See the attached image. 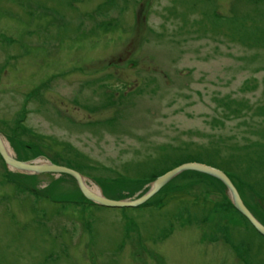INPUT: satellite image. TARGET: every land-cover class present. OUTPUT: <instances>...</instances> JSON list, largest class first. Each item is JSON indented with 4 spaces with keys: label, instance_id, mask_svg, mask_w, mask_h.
<instances>
[{
    "label": "rangeland",
    "instance_id": "1",
    "mask_svg": "<svg viewBox=\"0 0 264 264\" xmlns=\"http://www.w3.org/2000/svg\"><path fill=\"white\" fill-rule=\"evenodd\" d=\"M0 132L114 199L207 163L264 224V0H0ZM0 264H264V236L206 173L111 208L0 155Z\"/></svg>",
    "mask_w": 264,
    "mask_h": 264
},
{
    "label": "water",
    "instance_id": "2",
    "mask_svg": "<svg viewBox=\"0 0 264 264\" xmlns=\"http://www.w3.org/2000/svg\"><path fill=\"white\" fill-rule=\"evenodd\" d=\"M0 155L4 159L5 163L11 168L16 169L22 173L28 174H43V173H55V174H67L71 175L77 180L78 186L83 192L84 196L92 202L102 206V207H111V208H128V207H138L141 204H144L154 194L159 192L167 183L172 181L174 177L183 173V171H198L201 173L209 174L216 179L218 178L221 182L225 184L227 190L230 193L232 203L238 212L244 215L250 224L255 227V229L264 236V224L259 220L256 214L251 211L249 206L244 202V199L240 192H238L237 187L234 182L231 180L229 174L218 167H213L207 163H201L197 161L193 162H184L182 165H179L171 171L166 172L163 175H160L157 179L151 182L149 190L144 194H141L138 198H127V199H114L104 195L100 190H95L91 188L87 182L86 178L82 173L75 170L74 168L67 167L64 165L56 164L49 159L36 158V160H20L15 157L12 153L8 143L6 142L4 135L0 132Z\"/></svg>",
    "mask_w": 264,
    "mask_h": 264
},
{
    "label": "bare ground",
    "instance_id": "3",
    "mask_svg": "<svg viewBox=\"0 0 264 264\" xmlns=\"http://www.w3.org/2000/svg\"><path fill=\"white\" fill-rule=\"evenodd\" d=\"M92 188V187H91ZM94 188V187H93ZM95 190H98V188H94Z\"/></svg>",
    "mask_w": 264,
    "mask_h": 264
},
{
    "label": "trees",
    "instance_id": "4",
    "mask_svg": "<svg viewBox=\"0 0 264 264\" xmlns=\"http://www.w3.org/2000/svg\"><path fill=\"white\" fill-rule=\"evenodd\" d=\"M224 169H225V167H224Z\"/></svg>",
    "mask_w": 264,
    "mask_h": 264
}]
</instances>
